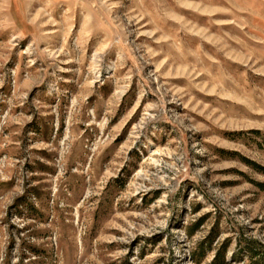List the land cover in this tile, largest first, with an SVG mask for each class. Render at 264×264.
<instances>
[{
  "label": "rangeland",
  "instance_id": "1",
  "mask_svg": "<svg viewBox=\"0 0 264 264\" xmlns=\"http://www.w3.org/2000/svg\"><path fill=\"white\" fill-rule=\"evenodd\" d=\"M264 264V0H0V264Z\"/></svg>",
  "mask_w": 264,
  "mask_h": 264
},
{
  "label": "trees",
  "instance_id": "2",
  "mask_svg": "<svg viewBox=\"0 0 264 264\" xmlns=\"http://www.w3.org/2000/svg\"><path fill=\"white\" fill-rule=\"evenodd\" d=\"M225 249L226 246H224L222 249L219 250V252L216 254L213 264H226L225 253H224Z\"/></svg>",
  "mask_w": 264,
  "mask_h": 264
}]
</instances>
